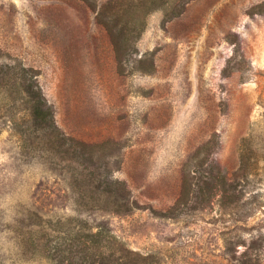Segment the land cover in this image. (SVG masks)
Segmentation results:
<instances>
[{"label": "rangeland", "instance_id": "1", "mask_svg": "<svg viewBox=\"0 0 264 264\" xmlns=\"http://www.w3.org/2000/svg\"><path fill=\"white\" fill-rule=\"evenodd\" d=\"M93 1L0 0V65L40 71L59 128L139 208L77 211L93 198L21 153L1 85L0 264H264V0ZM103 4L146 25L121 65ZM100 225L111 246L82 262Z\"/></svg>", "mask_w": 264, "mask_h": 264}, {"label": "trees", "instance_id": "2", "mask_svg": "<svg viewBox=\"0 0 264 264\" xmlns=\"http://www.w3.org/2000/svg\"><path fill=\"white\" fill-rule=\"evenodd\" d=\"M84 2L97 10L95 1ZM112 3V0L111 3L109 1L111 6ZM150 3L148 14L164 7L168 1L151 0ZM175 7L180 8L181 13L185 7V0H180ZM108 9L111 10L103 4L97 11L96 20L108 29L117 60L121 65L129 54L125 41L129 37L138 40L146 25L133 34L131 20L117 11L110 13ZM39 75V70L26 67L15 60L0 65V86L6 87L3 93L7 101L6 106L11 113V131L18 136L21 153L27 158L42 159L44 163L51 165L52 170L58 169L59 164L63 162L65 169L63 167L61 173L69 178L71 187L77 185L79 195L93 198L92 201L75 202V209L81 213L108 211L127 214L139 208L126 183L113 177L111 159L96 156V146L77 141L59 128L55 110L45 96ZM208 190L211 191V187ZM180 204L181 202L176 203L165 215L174 217ZM35 214L39 215L37 212ZM107 233L105 226L100 225L97 232L91 231L88 234L92 237V244L78 242L77 249L84 253L82 262L89 260L92 255L90 251L103 253L104 248L111 246ZM73 248L71 244L70 250L73 251ZM122 264H129L126 257L123 258Z\"/></svg>", "mask_w": 264, "mask_h": 264}]
</instances>
